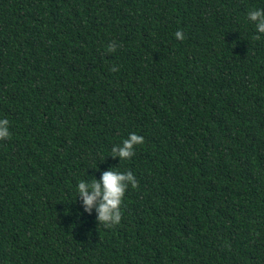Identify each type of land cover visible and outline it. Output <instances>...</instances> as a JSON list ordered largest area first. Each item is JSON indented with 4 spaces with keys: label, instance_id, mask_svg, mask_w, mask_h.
Instances as JSON below:
<instances>
[{
    "label": "trees",
    "instance_id": "obj_1",
    "mask_svg": "<svg viewBox=\"0 0 264 264\" xmlns=\"http://www.w3.org/2000/svg\"><path fill=\"white\" fill-rule=\"evenodd\" d=\"M254 8L264 0H0V264H264ZM132 132L134 155L108 156ZM109 167L137 186L105 228L75 185Z\"/></svg>",
    "mask_w": 264,
    "mask_h": 264
},
{
    "label": "clouds",
    "instance_id": "obj_2",
    "mask_svg": "<svg viewBox=\"0 0 264 264\" xmlns=\"http://www.w3.org/2000/svg\"><path fill=\"white\" fill-rule=\"evenodd\" d=\"M246 19L255 29L256 39L264 36V8L250 9L246 13ZM177 40H183L184 34L181 30L174 33ZM119 45L110 42L108 51L114 52ZM111 71H116L114 65ZM9 119L0 118V140L10 136ZM144 143V137L135 132L129 133L127 138L117 144H113L110 149V157L127 161L134 155V149ZM96 169V168H95ZM90 179H80L75 185L76 197L79 198L83 213L91 214L95 212V220L105 228L118 225L121 221V205L126 189L135 188L137 181L130 170L119 171L116 167H109L100 173L99 179L93 176Z\"/></svg>",
    "mask_w": 264,
    "mask_h": 264
}]
</instances>
